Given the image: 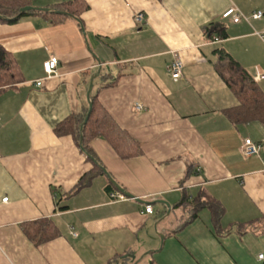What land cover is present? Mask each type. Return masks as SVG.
I'll list each match as a JSON object with an SVG mask.
<instances>
[{"label":"crops","instance_id":"1","mask_svg":"<svg viewBox=\"0 0 264 264\" xmlns=\"http://www.w3.org/2000/svg\"><path fill=\"white\" fill-rule=\"evenodd\" d=\"M27 1L45 8L70 0ZM83 1L81 27L71 17L51 23L37 13L0 21V46L21 79L0 92V199L7 198L0 203V264H136L140 252V264H264L256 257H264V122L225 118L238 101L215 72L216 49L251 76L264 72V0ZM229 6L246 19L222 20ZM255 11L260 18L251 17ZM210 24L222 25L224 37H208ZM49 56L55 75L46 78ZM174 58L182 66L177 79L167 73ZM97 71L89 96L141 153L121 159L105 140L91 139L102 169L74 191L91 164L71 136L53 130L84 114ZM255 82L264 96V78ZM245 138L263 150L243 156ZM103 170L142 202L118 192ZM182 191L215 202L217 222L207 208L190 219V206L176 205ZM144 205L150 213H142ZM42 218L58 235L35 245L23 223Z\"/></svg>","mask_w":264,"mask_h":264},{"label":"trees","instance_id":"2","mask_svg":"<svg viewBox=\"0 0 264 264\" xmlns=\"http://www.w3.org/2000/svg\"><path fill=\"white\" fill-rule=\"evenodd\" d=\"M23 6H30L29 2L27 0H0V21L14 22L22 15L37 13L48 17L51 23H57L66 17H71L81 27L79 15L88 7L83 0H70L45 7L47 8L46 11L32 10L19 13V9ZM205 34L208 37L213 35L218 38H223L225 35L223 26L220 24H210L206 28ZM215 53L217 56L215 72L238 101L235 107L223 111L225 118L232 124L246 122L263 123L264 96L256 82L252 79V76L222 49H216ZM104 77L105 75H102V78ZM20 80V73L14 59L9 52L0 46V92L3 89L15 87L19 84ZM114 82L115 80L109 81L105 86L112 85ZM89 100L91 102V109L86 122L81 128L80 124L86 110L83 115L66 118L57 124L53 130L58 136H71L84 159L91 164V170L80 176L76 182L74 191L87 185L89 180L95 174H100L102 169V165L88 145L91 139L99 137L105 140L121 159L135 157L141 153L139 144L116 124L112 117L99 104L96 96L90 95ZM79 135H81L80 145ZM107 189L108 191L113 190L112 185L108 183ZM187 195L186 191H182L180 201L176 205H189L192 211L190 219L195 216L196 211L199 209L207 208L210 211L212 222L214 224L217 222L220 216V209L217 205L215 206V202L211 200L202 201L199 195L193 197ZM22 231L35 245L51 240L58 235L55 226L47 218L23 223Z\"/></svg>","mask_w":264,"mask_h":264},{"label":"built area","instance_id":"3","mask_svg":"<svg viewBox=\"0 0 264 264\" xmlns=\"http://www.w3.org/2000/svg\"><path fill=\"white\" fill-rule=\"evenodd\" d=\"M261 16L260 11H255L251 14V17L254 19H258ZM220 17L222 20H229L232 23L239 22L240 19H246V17L241 14L237 8L234 6H229L227 7L221 14ZM143 20V16L141 12H136L133 16V22L134 24H141ZM212 40H216L215 36H212ZM55 66H56V58L54 56H49V58L42 63V71L45 75L46 78H49L53 75H55ZM181 62L177 59L174 58L168 65H167V73L170 78L172 79H177L180 77V72H181ZM264 78V72L259 73L257 70L254 71V74L252 76V79L254 81H258L260 79ZM36 85L40 84V80L35 82ZM263 150L262 144L252 142L250 139L245 138L241 145H240V152L243 156H250V155H257L259 151ZM111 198H118L122 199L121 196L115 195V194H110ZM6 197H3L0 199V203L6 202ZM151 212V207L149 205H144L142 209V213H150ZM72 233V232H71ZM73 234V233H72ZM257 259L258 260H263V254H257Z\"/></svg>","mask_w":264,"mask_h":264},{"label":"water","instance_id":"4","mask_svg":"<svg viewBox=\"0 0 264 264\" xmlns=\"http://www.w3.org/2000/svg\"><path fill=\"white\" fill-rule=\"evenodd\" d=\"M32 10H40V11H46L47 8H37V7H33V6H23L19 9V13H23V12H27V11H32ZM98 71L93 74L90 78H89V82H88V86H87V90H86V102H87V109H86V112H85V115L83 117V120L80 124V128L81 126L86 122L87 120V117H88V114L90 112V109H91V102L89 100V92L91 91V88H92V80L93 78L97 75ZM80 141H81V135H79V145H80ZM103 173L105 174V176L107 177L108 181L117 189L118 192H120L122 195H124L125 197H128V198H132L134 199L135 201L137 202H142V200L138 199V198H135L134 196H132L131 194H129L128 192H125L121 187H119L115 182L114 180H112V178L103 170ZM157 203H161V204H164L165 207H166V213H168L169 211V206L166 202L164 201H160L158 200ZM159 239L161 241L162 239V235H159Z\"/></svg>","mask_w":264,"mask_h":264},{"label":"rangeland","instance_id":"5","mask_svg":"<svg viewBox=\"0 0 264 264\" xmlns=\"http://www.w3.org/2000/svg\"><path fill=\"white\" fill-rule=\"evenodd\" d=\"M33 7H34V6H33ZM37 8H42V7H37ZM159 224H160V225H159ZM159 224L156 226V229H157V230H160V229H161V227H160V226H161V223L159 222ZM153 231L156 232V230H155L154 227H153ZM143 253H144V252H140V253H139V257L137 258V260H139V261H137L136 264H140V261H141V259L143 258V257H141ZM136 254H138V252H136Z\"/></svg>","mask_w":264,"mask_h":264}]
</instances>
